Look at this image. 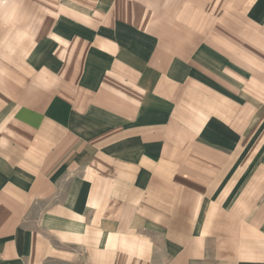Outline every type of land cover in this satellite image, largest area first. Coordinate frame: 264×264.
I'll return each instance as SVG.
<instances>
[{
    "label": "crops",
    "instance_id": "1",
    "mask_svg": "<svg viewBox=\"0 0 264 264\" xmlns=\"http://www.w3.org/2000/svg\"><path fill=\"white\" fill-rule=\"evenodd\" d=\"M264 264V0H0V264Z\"/></svg>",
    "mask_w": 264,
    "mask_h": 264
},
{
    "label": "rangeland",
    "instance_id": "2",
    "mask_svg": "<svg viewBox=\"0 0 264 264\" xmlns=\"http://www.w3.org/2000/svg\"><path fill=\"white\" fill-rule=\"evenodd\" d=\"M50 264H86L85 260H82L80 254L74 258V260H67V261H63V262H55V263H50Z\"/></svg>",
    "mask_w": 264,
    "mask_h": 264
}]
</instances>
